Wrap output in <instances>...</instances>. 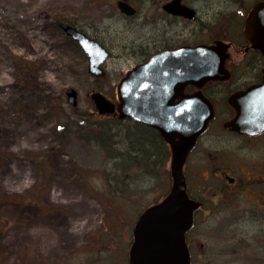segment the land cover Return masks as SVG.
<instances>
[{
    "label": "rangeland",
    "instance_id": "obj_1",
    "mask_svg": "<svg viewBox=\"0 0 264 264\" xmlns=\"http://www.w3.org/2000/svg\"><path fill=\"white\" fill-rule=\"evenodd\" d=\"M98 2L0 0V264H107L95 255L109 250L120 264L128 222L161 189L130 198L127 186L140 173L131 175L128 166L117 177L88 128L94 123L115 135L113 141H125L124 127L98 114L90 94L116 102V83L132 63L111 60L113 78L93 80L53 25L91 22ZM101 13L111 7L101 6ZM66 88L77 92L76 107L66 103ZM36 161L44 166L42 177Z\"/></svg>",
    "mask_w": 264,
    "mask_h": 264
},
{
    "label": "flooded vegetation",
    "instance_id": "obj_2",
    "mask_svg": "<svg viewBox=\"0 0 264 264\" xmlns=\"http://www.w3.org/2000/svg\"><path fill=\"white\" fill-rule=\"evenodd\" d=\"M245 1L140 0L137 5L132 0H99L95 3L91 22L80 20L78 26L71 20L62 19L55 29L86 61V72L93 80L113 78L114 74L107 67L111 60L132 63L119 77L115 95L117 85L126 73L156 56L164 58L165 53L173 51H181L179 56H189V50L197 47L221 45L218 51L223 49L225 57L223 74L210 75L215 79L201 82V77L197 80V74L179 72L172 74L174 82L166 83L163 79L166 74L160 72L165 69L166 61L158 60L161 68L157 74L152 71L149 76L155 89L149 86L142 92L145 95H169L167 107L178 112L196 110L198 98L210 104L212 109V117L196 136L181 171L183 187L180 189L193 206L191 224L184 233L187 264H264V121L259 120L252 128L235 121V106L244 111L248 103L255 101L256 96L245 93L260 85L264 76V56L252 48L244 35L248 14L264 0H249L248 4ZM119 2L130 5L134 13H122ZM104 5L111 7L112 13L102 15L101 6ZM175 9H183L185 14H175L172 12ZM60 23L75 28L106 52L107 57L99 66L100 76L88 72V60L83 50L62 32ZM176 63L179 59L173 61L179 69ZM144 101L145 108L149 109L151 104L155 106L156 97H146ZM105 115L121 129L124 127L129 173L141 175L127 186L130 187V198L137 192L149 194L161 186L137 218L128 222V249L119 256L120 264H130L128 254L139 216L161 202L172 187L171 149L165 140L163 125L167 121L168 126L176 122L166 121L157 113L145 118V122L132 118L118 120L117 113ZM174 131L180 134L177 127ZM175 138L178 140L179 137ZM134 141L141 143V158L140 153L133 152ZM134 156L143 160L135 169L131 167L136 163ZM112 252H99L100 255H95L96 262H100L101 257L108 259L107 264L119 263Z\"/></svg>",
    "mask_w": 264,
    "mask_h": 264
},
{
    "label": "water",
    "instance_id": "obj_3",
    "mask_svg": "<svg viewBox=\"0 0 264 264\" xmlns=\"http://www.w3.org/2000/svg\"><path fill=\"white\" fill-rule=\"evenodd\" d=\"M122 13L131 15L134 9L123 2L118 3ZM175 14H185L183 9L172 10ZM62 32L75 41L83 50L88 60V72L100 76L99 66L107 57L106 52L94 41L85 37L84 34L75 28L60 23ZM244 35L252 48L257 49L264 56V2L257 3L246 18ZM218 45L212 48L197 47L191 51L189 56L178 55L181 51H173L156 56L148 63L139 65L132 71L126 73L119 81L116 88V104L108 100L99 92H91L90 99L96 112L100 115L117 113L118 120L132 118L138 122H145V118L151 115L160 114L164 120L176 122L171 126L167 121L163 125L164 137L171 149L170 174L172 187L169 194L158 204L150 206L139 216L133 230V243L129 250L130 264H187L186 247L184 244V233L189 228L192 218L193 206L187 199L183 190L182 166L188 150L192 147L196 136L203 131L207 122L212 117L210 104L198 98L197 109L188 113L187 111H174L167 107L166 100L169 95L159 94L145 95L144 89H155L149 78L150 72L157 74L161 65L158 60L166 61L164 80L166 83L175 80L172 74L193 73L198 75V81L215 79L210 75L223 74L222 55L223 49L219 50ZM219 52L214 55L213 52ZM163 58V59H161ZM179 59V69L173 65V61ZM159 68V69H158ZM169 68V69H168ZM264 74V69L262 70ZM171 77V78H170ZM218 77V76H217ZM223 77V76H221ZM174 82V81H173ZM249 96H256L255 101L247 104L245 110L236 107L237 117L235 121L242 122L252 128L259 120L264 121V76L262 83L253 86L245 93ZM66 103L71 107L77 105V92L73 88L65 90ZM156 97L155 106L151 104L149 109L145 108V98ZM235 98V97H233ZM150 124V122H147ZM264 125V122H263ZM160 126V125H159ZM157 126L158 129H162ZM178 128V135L174 129ZM174 128V129H173ZM162 131V130H161ZM162 131V132H163ZM175 137H179L176 140Z\"/></svg>",
    "mask_w": 264,
    "mask_h": 264
},
{
    "label": "trees",
    "instance_id": "obj_4",
    "mask_svg": "<svg viewBox=\"0 0 264 264\" xmlns=\"http://www.w3.org/2000/svg\"><path fill=\"white\" fill-rule=\"evenodd\" d=\"M59 21H56L53 25L55 27V29H57V24ZM111 124V123H110ZM112 124L116 127V128H120L118 126V124H116L113 120H112ZM111 124V125H112ZM89 129H91L93 132L96 131V133H93L94 136L96 137L98 143L101 145V147L103 148L105 154L108 156V158L113 160V166L115 169H117L119 172H117L118 176L117 177H121L123 172L125 171V169L128 167V160H127V156H126V141H124V139L119 140V142H117V140L113 141L111 137H115V135H111L109 136L107 134V130L105 128H103L101 131L100 127H96L94 123L90 124L88 126ZM95 128V129H93ZM98 129V130H97ZM113 129V126H112ZM121 129V128H120ZM123 142V145L120 146L119 143ZM110 143V145H109ZM116 143L115 146H113ZM118 144V145H117ZM134 149L133 152H137L140 153V157L141 158V154L143 153L142 150V146L141 143L134 141V145H133ZM112 153L114 155H112ZM123 153V154H122ZM138 157L134 156V162H136L135 164L137 165H141L142 161L141 159H139ZM146 162V161H145ZM37 163V176L38 177H42L43 176V171H44V166ZM122 173V174H121ZM1 214H0V226L3 225V221L1 220Z\"/></svg>",
    "mask_w": 264,
    "mask_h": 264
}]
</instances>
